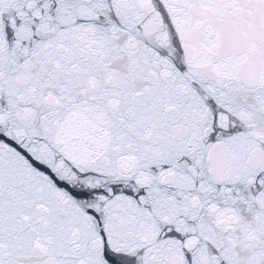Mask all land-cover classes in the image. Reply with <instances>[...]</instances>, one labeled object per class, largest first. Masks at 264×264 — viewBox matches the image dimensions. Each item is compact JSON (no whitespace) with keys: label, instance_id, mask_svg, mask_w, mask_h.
Instances as JSON below:
<instances>
[{"label":"snow or ice","instance_id":"6c2138e0","mask_svg":"<svg viewBox=\"0 0 264 264\" xmlns=\"http://www.w3.org/2000/svg\"><path fill=\"white\" fill-rule=\"evenodd\" d=\"M0 264H264V0H0Z\"/></svg>","mask_w":264,"mask_h":264}]
</instances>
